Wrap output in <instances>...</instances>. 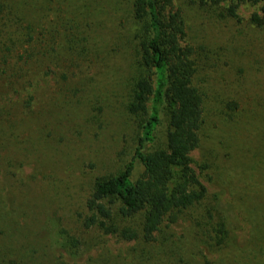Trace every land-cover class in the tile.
I'll list each match as a JSON object with an SVG mask.
<instances>
[{"label": "rangeland", "instance_id": "rangeland-1", "mask_svg": "<svg viewBox=\"0 0 264 264\" xmlns=\"http://www.w3.org/2000/svg\"><path fill=\"white\" fill-rule=\"evenodd\" d=\"M192 1L175 4L184 13L194 84L203 96L190 157L207 197L145 241L82 222L95 181L124 169L140 135L127 111L137 76L131 0H0V153L14 156L0 164V211L9 219L0 225V258L264 264V28L247 22L259 4H240L235 17L220 19L219 10ZM162 121L151 148L163 147ZM142 171L136 164L132 180ZM215 199L230 242L219 249L208 212L215 215ZM139 224L136 217L123 225ZM61 230L77 240L75 248L63 244Z\"/></svg>", "mask_w": 264, "mask_h": 264}, {"label": "trees", "instance_id": "trees-1", "mask_svg": "<svg viewBox=\"0 0 264 264\" xmlns=\"http://www.w3.org/2000/svg\"><path fill=\"white\" fill-rule=\"evenodd\" d=\"M175 1L131 0V17L136 25L133 50L137 76L127 111L139 121L140 135L124 169L116 175L97 179L86 200L88 215L83 217V226H95L124 240L138 237L152 240L163 221L174 222L178 212L207 197L206 187L191 166L190 157L199 142L203 96L194 84L195 50L187 42L184 13ZM197 2L210 5L214 13L219 10L220 19L229 15L235 17L240 4H259V10L253 12L247 22L264 28V0H194L192 4ZM220 2L229 4L219 9ZM0 14H4V9ZM228 106L239 108L236 102ZM164 117L163 147L151 148L158 139L157 131ZM8 146L19 151L13 144ZM12 158L10 153L1 152L0 164ZM136 164H140L143 171L133 181ZM106 199L116 207L107 204ZM215 202V215H211L210 209L208 212L213 220L210 223L212 239L219 249L230 242L226 215L217 209L216 199ZM136 217L140 218L138 229L123 225ZM6 221H9L8 216L0 211V225ZM63 232L61 230L65 238L63 244L69 249L75 248L77 240ZM3 255L0 264H15L12 254Z\"/></svg>", "mask_w": 264, "mask_h": 264}]
</instances>
